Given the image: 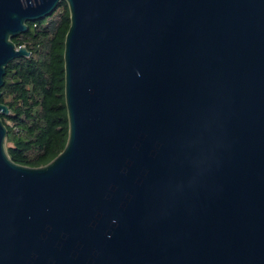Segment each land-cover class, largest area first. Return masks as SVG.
<instances>
[{
	"label": "water",
	"instance_id": "95a60500",
	"mask_svg": "<svg viewBox=\"0 0 264 264\" xmlns=\"http://www.w3.org/2000/svg\"><path fill=\"white\" fill-rule=\"evenodd\" d=\"M61 2L68 141L18 165L0 117V264H264V0H0V115Z\"/></svg>",
	"mask_w": 264,
	"mask_h": 264
},
{
	"label": "trees",
	"instance_id": "16d2710c",
	"mask_svg": "<svg viewBox=\"0 0 264 264\" xmlns=\"http://www.w3.org/2000/svg\"><path fill=\"white\" fill-rule=\"evenodd\" d=\"M71 18L66 2L45 19L28 22L29 30L13 39L27 58L9 63L1 88L0 115L8 130L7 151L18 165H48L66 147L69 121L65 99V40Z\"/></svg>",
	"mask_w": 264,
	"mask_h": 264
}]
</instances>
